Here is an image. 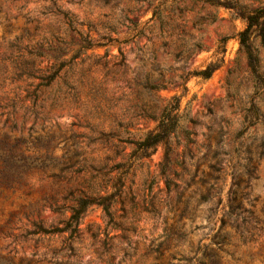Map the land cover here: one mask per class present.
I'll return each mask as SVG.
<instances>
[{
	"label": "rangeland",
	"instance_id": "374dc122",
	"mask_svg": "<svg viewBox=\"0 0 264 264\" xmlns=\"http://www.w3.org/2000/svg\"><path fill=\"white\" fill-rule=\"evenodd\" d=\"M257 8L264 0H0V105H8L0 108V141L24 138L16 151L32 162L22 182L0 183V264H202L217 232L228 235L220 264H264V41L252 27L258 88L238 40L246 25L240 14ZM86 37L93 45L84 49ZM58 40L67 43L59 78L40 103L18 102L13 112L11 100L24 95L26 82L14 78L10 55ZM208 65L215 68L204 78ZM146 77L159 90L145 91ZM173 96L193 121L185 124L193 139L190 174L178 187L166 194L162 179L148 186L147 170L155 174L163 158L159 144L144 160L149 169L127 174L115 225L92 205L71 250L68 233L45 234L70 213L53 207L116 155L124 129L136 138L153 128L143 115H158ZM253 105L262 116H252ZM124 145L126 154L131 146ZM120 161L107 162L113 177L123 175L114 166ZM179 194L192 209L179 221L183 239L174 235L171 209ZM150 200L157 214L146 211Z\"/></svg>",
	"mask_w": 264,
	"mask_h": 264
},
{
	"label": "trees",
	"instance_id": "16d2710c",
	"mask_svg": "<svg viewBox=\"0 0 264 264\" xmlns=\"http://www.w3.org/2000/svg\"><path fill=\"white\" fill-rule=\"evenodd\" d=\"M240 17L244 19L246 25L239 31L238 40L240 47L243 49L247 57L248 67L255 81L256 87H261L263 84L262 77L258 72V60L254 54L253 48L250 43V30L252 27L256 29L261 40L264 41V8L253 9L247 13H241ZM68 26H72L74 23L71 19L68 22L65 21ZM84 44L82 48L92 47V43L88 37L83 39ZM64 41L58 40L56 44H48L47 47L42 42L35 43L32 46L16 47L17 54H11L10 60L13 64L14 78L21 79L26 82L24 89V95L17 94L12 100L10 106L15 111V106L19 102V105H23L26 100L31 101V106H35L40 103L43 98V89L51 85L57 78H59L60 67L62 65L61 57L65 55ZM119 56L123 61V53L119 50ZM9 60V57L2 58V61ZM49 60L53 62L49 63ZM59 63V64H58ZM44 65V66H42ZM215 66L208 65L201 71V75L204 78L210 76ZM38 81L35 83V81ZM162 85H152L148 83V78H145L142 88L148 92H154L159 90ZM1 106L0 108L6 107ZM252 116L256 118L262 116L258 113V110L253 105ZM147 119H151L155 122V125L151 129H147L141 135H137L136 138H132L131 133L124 129V139H118L116 144L117 153L113 157H108L107 162L113 161L116 158H120L121 161L117 162L114 166H118L123 169V175L113 177V166H108L106 162L103 166L94 169L95 174L91 175L89 182L75 191H70L68 196L64 197V203L62 205H56L53 210L63 214L64 211H69V216L61 220L60 227H52L51 229L44 230L45 234L49 235H63L68 233L65 238L69 240V244L66 245L68 250L72 249L71 243L74 239H77L81 233L79 225L81 219L85 215L87 209L95 205L100 207L109 222L115 225V222L120 218L116 212L118 210L124 211V190L126 176L130 171H134L137 168L145 166L149 169V164L144 160L149 159L156 149V146L161 144L164 146V153L162 160L158 163L156 173H151L147 170L148 186L150 187L156 179H162L164 182V190L166 194H169L173 189L178 187V182L182 180L183 175L190 174L189 166L192 165L191 161L193 155L190 151V144L193 143L191 137V130L185 127V124L193 123L192 119L185 113L179 112V100L176 96L171 97L170 101L161 109L158 115H143ZM13 128L15 125L13 124ZM175 139L176 142L172 145L171 140ZM20 143H25V139L22 137L16 138L13 144H8L7 136L4 135L3 140L0 141V162L2 168L0 170V183H3L11 187L14 183H20L24 180L25 174L30 170L32 162H29V158L22 153H18L16 148ZM122 144L130 145L131 151L123 154L122 151L125 147H120ZM178 144H182L183 151L181 153L176 152ZM36 160V159H35ZM43 165V163H41ZM69 165L61 168L60 171H67ZM55 177H62V175H55ZM190 182L193 178L190 177ZM147 182V180H146ZM107 188H114V191H107ZM201 201H206L208 196H202ZM67 202H72L67 204ZM119 203L121 207L116 208V204ZM171 209L177 213L175 220L176 230L174 235L177 239H183L185 233L180 231L179 221L185 215H190L192 209L188 206V199L182 200L181 194L176 195V201L171 206ZM147 212L158 213L155 202L149 201V209ZM263 221V220H262ZM35 227L40 228L39 224L33 223ZM105 231V230H104ZM100 233V229L97 227L95 232L91 235L95 237ZM104 233V232H103ZM105 234V233H104ZM168 237V235H166ZM216 239V249L207 250L204 252L205 262L202 264H220L219 252L223 249L224 244L228 243V235L226 233L217 232L214 236ZM162 242H158L153 252L158 255L162 254L161 250ZM63 249H60V251ZM235 261H238V257H234Z\"/></svg>",
	"mask_w": 264,
	"mask_h": 264
}]
</instances>
